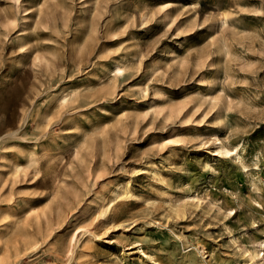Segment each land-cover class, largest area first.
Returning <instances> with one entry per match:
<instances>
[{"label":"rangeland","instance_id":"obj_1","mask_svg":"<svg viewBox=\"0 0 264 264\" xmlns=\"http://www.w3.org/2000/svg\"><path fill=\"white\" fill-rule=\"evenodd\" d=\"M262 209L264 0H0V264H258Z\"/></svg>","mask_w":264,"mask_h":264},{"label":"bare ground","instance_id":"obj_2","mask_svg":"<svg viewBox=\"0 0 264 264\" xmlns=\"http://www.w3.org/2000/svg\"><path fill=\"white\" fill-rule=\"evenodd\" d=\"M116 70H122L123 67L119 64H117L115 66ZM61 98H64V96H61ZM231 146V145H230ZM219 152H222V153H229V152H234L236 154V156H238V152H237V145H232L230 148L228 146H226V144L224 143H221L220 142V145L218 146V149H217ZM32 161H34L35 159L34 158H31ZM125 186V185H124ZM124 191H127V188H123ZM117 192V191H116ZM129 192V191H128ZM192 197V196H191ZM176 209V208H175ZM262 215H263V219H264V209H262L261 211ZM264 236V235H263ZM253 242V246H254V249H249V256L250 258H254L255 256L258 257V264H264V252L261 253V255L258 254V252L256 251L255 248L257 247H260L264 249V237L263 238H257L255 239ZM260 253V252H259Z\"/></svg>","mask_w":264,"mask_h":264}]
</instances>
